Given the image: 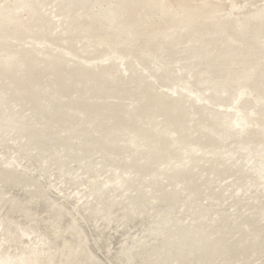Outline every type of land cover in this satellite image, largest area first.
<instances>
[{
    "label": "rangeland",
    "instance_id": "rangeland-1",
    "mask_svg": "<svg viewBox=\"0 0 264 264\" xmlns=\"http://www.w3.org/2000/svg\"><path fill=\"white\" fill-rule=\"evenodd\" d=\"M40 1L43 2V0ZM50 1L44 0L43 2L49 3L46 6L48 10H52V12L56 10L61 14V18L69 16L66 19L76 24V26L74 24L75 27H72L73 31L67 35L66 33L61 34L60 28H58L55 33L59 32V35L55 36L54 41L50 40V36L53 35L40 25L42 20L36 21L35 19L39 14V8L28 6L25 9L26 4L23 0H0V99L2 95L8 96L11 93L9 89L16 85H19V90L16 93L26 97V100L17 105L10 103L0 107V168L12 172L8 177H5L2 171L0 174V264H53V261L55 264L63 258L61 248L51 246L50 237L60 238L62 246L67 247L69 242L64 236L73 233L72 228L62 229L58 226L62 223L60 218L64 217L63 215L57 217L51 215V211L55 210L54 202L49 205L40 204L47 201L45 192L41 188L39 189L41 185L47 184L52 189L47 193L50 198L59 196V200L68 204L70 201L64 200L65 197H69L73 201L77 196L80 198L77 201L78 205L83 206L88 203H96V199L90 192L89 181L100 180L103 182V187H113L110 194L114 196L115 200H119L133 193L131 189H125L130 182L139 181L136 179L138 177H141L143 182H147L155 176L154 171L150 168L135 172L133 168L127 170L125 168L135 162L148 161V147L151 143L145 136L147 129L141 127H146L145 122L155 119L152 112L147 110L151 94L160 93L164 97H173L177 100L175 102L185 106L192 104L200 106L204 117L208 119L215 117L213 113L216 110L232 111V105L241 104L246 99H253L252 95H256L258 92L264 96V45L249 39L255 33L264 35V6H261L264 5V0H236L238 4L245 5L244 9L240 10L230 7L228 0H211V3L215 1L212 3L214 5L204 0H124L129 1L131 5L123 9V16L119 18L120 23L115 25L116 29L113 28L112 22H107L101 17L104 13L102 10L107 8V3L111 0H74L70 4L71 6L68 4L69 7L67 4H59L58 0ZM117 1L119 2V0ZM147 1L153 4L157 3V9L152 7L147 11L145 9ZM250 3L253 5H249ZM94 6L95 8H93ZM97 6L98 9H96ZM92 8L95 9V12ZM255 8L260 9L257 12L259 14L251 12ZM40 12L49 13V11L44 12V8L40 9ZM99 12L100 14H98ZM137 12L146 13L144 23L139 25L133 23V28L124 25L123 21L133 18ZM26 18H30L29 21H26ZM89 18L92 22L89 21ZM96 19L99 20L96 22ZM222 21L224 22L222 23ZM28 22L30 23L28 24ZM253 27L256 31L252 34L250 30H254ZM164 28L169 32L181 29L185 35L203 39L214 35L223 36L221 40H224L228 45H233L236 54L225 60L223 64H216L215 70L209 68L207 72L202 71L201 69L205 66L203 62H200L199 65L194 63L192 71L185 68L184 71H178L179 66L187 65L177 59L179 55H173L172 51L182 46L174 41L176 39L174 35L168 43H161L168 50L167 54L166 52L163 54L164 56L162 54L158 56L159 63L154 62V58L134 61L139 51L125 50V57H122L125 65L119 64L118 60L115 61L122 71L114 74L116 84L108 87L105 84L108 82V75L103 72V69L107 65H111L110 58L112 56L124 53L120 45H125L123 44L125 38L119 37L121 35L127 37L126 44L131 43L130 45L135 49V45L140 43V39L155 41L152 37L156 38L157 33H160L161 30L165 31ZM125 29H128L129 32ZM151 30L154 31L153 34ZM122 32H125L124 35ZM138 33H141V36ZM61 36L65 38L61 39L62 43L69 45L70 49L60 47L61 40L57 39ZM88 36L91 42L94 40L91 44L94 46L99 42L97 46L100 45V48L93 49V46H88L89 43L88 45L83 43L85 50L81 52V48H77L79 45L75 40ZM36 37L44 39L38 40ZM69 37H73V40ZM158 40L162 41L161 37ZM29 48L33 49L31 50L33 55L24 52L27 49L30 51ZM62 48L71 52L63 51L68 54V57L66 55L67 59L71 58L79 62L80 65L73 64L69 60L68 64L67 61L60 62L65 57L61 58V50H57ZM103 49L106 51L103 52ZM73 50H76L77 53ZM194 50V52L200 53V47L198 50L197 48ZM152 53L159 55L155 47L152 49ZM245 56L244 60L242 57ZM57 58L60 59L59 62ZM40 60H44V62ZM31 61L34 62L32 63L34 67L37 64V68L29 66ZM69 63L72 66H79L80 71L72 70ZM125 66L132 70L125 71ZM204 77L212 78L220 84H226L228 80L229 86H231V95L236 94L241 86L252 87L254 91L252 95L246 93L239 95L240 92H238V98L232 99V105H222L217 103L215 98L214 100L206 98L209 97L208 91L202 87L200 81ZM39 80L42 85L37 84ZM47 84H57L59 92L54 94L56 96L54 100L46 102L59 103L45 106L46 102L42 101L40 96L45 90L42 88ZM50 88L54 90L52 85ZM116 113L122 115L117 126L108 127L99 121L101 116L111 117V114ZM162 118L160 117V119ZM201 118L203 119V117ZM124 119H130L133 122L128 124L127 121L123 122ZM141 142H144L145 145H140ZM71 143L75 144V147L80 146V143H86V147L82 151L81 147L74 148ZM180 143H184V141ZM60 144L62 146L59 149L48 150V145L53 148ZM238 145H242V143ZM252 145H249L247 149H250ZM65 147L68 149L65 150ZM179 147L180 144L176 150H179ZM169 149L174 153L175 149L171 146L162 150V155L168 160V163L160 165L161 168L174 167L176 159L171 157ZM259 149L260 155L247 154V158L251 157L247 165L253 168H249L251 170V172L248 171L250 172L249 177L238 180L239 183L243 182L242 191L247 193V196L257 193L264 194V158L262 156L264 151H261L264 146H260ZM184 152L191 154V151H186V149ZM121 153L126 156L122 157ZM175 154L178 157H183V153ZM141 156L146 157L138 159ZM79 162L91 164L87 167L89 170L77 168L70 172L72 168L77 167ZM150 164L151 162L148 163V165ZM120 165L124 170L117 167ZM97 169H102L103 172L98 171L101 175L94 177L91 174ZM172 171L169 170L168 173ZM151 172L152 174L146 178L141 175ZM18 176L34 182L33 185H23L18 188L8 187V183H11L10 179L13 180ZM171 176L167 175L166 177L170 178ZM78 181L85 184H76V187L69 188L70 184L68 183ZM67 188L68 190H64ZM118 192H120L119 195H113ZM228 192L229 190L226 191V193ZM261 201H264V197L261 198ZM237 207L235 205L231 209ZM80 211H83V208ZM247 212L244 211V213ZM179 216L181 217L183 214L180 213ZM256 253L262 255L264 245ZM225 257L227 264H245L238 259L234 251H230ZM44 259L49 261L45 262ZM50 259L53 261L50 262ZM173 262L175 261H170L169 264H173ZM247 264H264V257Z\"/></svg>",
    "mask_w": 264,
    "mask_h": 264
},
{
    "label": "bare ground",
    "instance_id": "bare-ground-1",
    "mask_svg": "<svg viewBox=\"0 0 264 264\" xmlns=\"http://www.w3.org/2000/svg\"><path fill=\"white\" fill-rule=\"evenodd\" d=\"M23 1L26 4L24 6L25 9L28 6L39 8V14L35 19L36 21L42 20L40 24L42 28L53 35L50 36L51 41H54L56 37H58L59 32L61 34L66 33L67 35L73 31L72 27L76 26L73 18L71 19L75 26L70 20L66 19L69 17L67 14H65L67 17L62 16L63 18H61V14L57 13L56 10L53 12L52 10H48L46 6H48L49 3H43L44 0L43 2L40 0ZM58 1H60L59 4L70 5L74 0ZM204 1L211 3V0ZM228 1L230 7L238 10L244 9L243 7L245 5L238 4L236 0ZM40 4L42 7H40ZM129 5H131L129 1L119 0L118 2L117 0H111L107 3V8L102 10L104 13L102 12L103 15H101V17L107 22H112L113 28L116 29L115 25L120 23L119 18L123 16V9ZM146 5L148 9L144 8L147 11L152 7L157 9V3L153 4L147 1ZM249 5L252 6L253 3ZM59 7L61 8V6ZM43 8L44 12L49 11V13L45 14L40 12V9ZM93 8H95V6ZM96 9H98V6ZM20 10L22 11V8ZM93 10L95 12V9ZM142 10L144 9L142 8ZM259 10V8H255L251 10V12L254 14L259 12ZM98 14H100V12ZM145 17L146 13L141 14L137 12L133 18L131 17L123 21V23L133 28V23H138V25L143 24ZM30 18H26V21H29ZM97 20L99 19H96V22ZM89 21L92 22L91 19ZM223 22L224 21H222V23ZM29 23L30 22H28V24ZM241 23L243 22L241 21ZM101 24L103 25V23ZM31 25H33V23H31ZM78 25H80V23H78ZM87 25L86 23V26ZM58 28H60V31L55 33ZM108 29L110 30V28ZM253 29L254 30H250L252 34L256 31L254 27ZM126 31H128V29ZM112 32L114 33V31ZM153 32L154 31L151 33L153 34ZM135 33L134 35H136ZM144 33L143 35H145ZM138 34L141 36V33ZM156 35H158L156 38L152 37L155 41H150V39L148 41L145 38V40L140 39V43L135 45V49L130 45L131 43L126 44L127 37L122 35L119 37L125 38V42H123L125 45H120L124 53L119 56H112L110 58L112 60L110 61L111 65H107L103 69V72L108 75V82L105 83L108 87H112L116 84L114 74L122 71L118 67V63L125 65V62L122 60V57H125V50L129 52L132 50L139 51L134 61L139 62L142 59L148 60L149 58H154L155 61H153L159 63L158 56L161 54L163 55L165 52L167 54L168 50H166L165 45L161 43H168L174 35L176 38L174 41L182 44V46L172 51L173 55H179L177 59L183 61L187 65H183L182 67L179 66L178 71H184V68L192 71L194 70V63L198 64L200 62H203L205 66V68L201 69L202 71L207 72L209 68L215 70L217 65L223 64L225 60H228L231 56L236 54L234 46L226 44L224 40H221L223 36L219 35L203 39L194 37L193 35H185L181 29H175L170 32L168 30H161V32ZM40 36L44 37L45 35ZM63 36L57 40L65 39ZM73 37L69 38L73 40ZM108 37L110 38V36ZM160 37L162 41L158 40ZM39 38L40 37H36L38 40L44 39ZM80 38L82 37L80 36ZM89 38V36L83 39L75 38L77 45H79L77 48H81V52H84L85 44L88 45L89 43V47L93 46L91 43L94 42V40L91 42ZM134 38L136 39V37ZM84 39L87 41H83ZM249 39H253V42L257 44L263 43L264 45V35H261V33L258 35L255 33ZM98 43L99 42L94 44L93 49L96 47L100 48V45L97 46ZM59 45L60 47L62 46L66 47V49H70L69 45H64L62 43V40ZM70 45L72 46V43H70ZM154 47L157 49L159 55H154L152 53ZM198 47H200L199 51L201 54L197 53V51L194 52V49L197 48L198 50ZM110 48H112V46H110ZM62 49H58L57 51L61 50L60 52L62 54L60 53V56L61 58H65H62L64 60L61 61L57 58L58 62L67 61L68 64L70 61L73 64L80 65L79 62L71 58L67 59L66 55L68 57V54H66V52L63 53L66 49ZM104 49L103 52L106 51ZM29 50L30 51L27 49L24 52H29V54H31V50L33 49L29 48ZM76 50L73 51L77 53ZM66 51L71 53L69 50ZM98 51L100 52L101 49ZM242 58L245 60L246 56ZM116 60H118V63H115ZM40 61L44 62V60ZM32 63L34 62L31 61L29 66L34 67ZM36 65L37 64H35V67ZM70 67L73 68L72 70L74 71H80L79 66H72L70 64ZM125 67V71L132 70V68L129 69L127 66ZM200 81L203 85L202 87L208 91L209 97L206 98L212 100L215 98L216 102L222 105H232V99L238 98V92H240L239 95L244 93L252 95L254 91L252 87L247 88L246 86H241L236 94L231 95V86H229L228 80L226 84L215 82L209 77H204L200 79ZM37 84H41L40 80ZM51 85L54 87V90L50 88ZM51 85L47 84L42 88L45 89L43 90L44 93L40 96L42 101L46 102L56 98L54 94L59 92V87L57 84ZM151 86H153L152 83ZM9 90H11V93H9L8 96L4 97V95H2L0 107L6 104L9 105L10 103H15V105H17L26 100L25 95L22 96V94L16 93V91L19 90V85ZM260 94L261 93L258 92L256 95H252L253 99H246V101L241 104L232 105V111L216 110V112L213 113L215 117L212 119L204 117L205 115H203L200 106H195L194 104L185 106L184 104L175 102L177 100L173 97H164L160 93L155 95L151 94L147 110L152 112V116H154L155 119H151L150 122H145L146 127H141L147 129L145 136L149 138L151 143L148 147V161L135 162L131 164L130 167L125 168L126 170L133 168L134 172L141 171L144 168H150L154 171L155 176L147 182H143L141 177L136 178L139 180L137 182H130L125 189H131L133 193L128 194L123 199L115 200L114 196L110 194V191H113L114 188L103 187V182H100V180L89 181L90 192L96 199V203H88L83 206L78 205L77 201L80 198L77 196H75V200L73 199V201L69 197H65L64 200L68 199L70 201L68 204L59 200V196L50 198L47 193L52 189H50L47 184L41 185L39 189L41 188V190L45 192L47 201L40 204L49 205L54 202L55 210L51 211V215L54 217L63 215L64 218H60L62 223L58 226L62 229L72 228L71 230L73 232L64 236L69 242L67 247L62 246V240L60 238L50 237L52 242L51 246L60 247L61 251H63V258H61L58 263L55 262V264H169L170 261H175L173 264L177 262L179 264H227L225 262V259H227L225 256H227L230 251H234L238 259L242 260L245 264L253 262L255 259L262 258V256L264 257V253L262 255L256 253L258 249L262 248V245H264V201H261L264 194L257 193L247 196V193L245 194L242 191L243 182H238L239 179L249 177L251 172L249 168L253 169L247 165L251 158H247V154L260 155V153H258L260 150L259 148L260 146H264V96ZM196 101L198 100L196 99ZM55 103L53 101L46 102L45 106H51ZM124 112L127 113L128 111ZM110 116L111 117L101 116L99 121L103 123L102 125H107L108 127L117 126L121 121L122 115L116 113ZM160 117L163 118L160 119ZM201 117H203V119ZM124 121H127L128 124L133 122V120L131 121L130 119H124L123 122ZM240 134L243 137H239L241 136ZM140 136L143 138L141 134ZM181 141H184V143H180ZM233 141L234 143H232ZM239 143H242V145H238ZM178 144H180V147L179 150H176ZM251 144H253L252 147L247 149ZM79 145L80 146L75 147V144L71 143L72 147H81L82 151L84 147H86V143H80ZM140 145H145V143L141 142ZM60 146H62V144L54 146L53 148L48 145V150L54 151L59 149ZM170 146L175 149L174 153L171 149L168 150L171 153V157L176 159L173 165L174 167L165 166L161 168L160 165L168 163V160L162 155V150H165V148L168 149ZM67 149L68 148L65 147V150ZM185 149L186 151H191V154L184 152ZM245 149H247L246 152H244ZM255 151H257V153H255ZM261 151H264V149H261ZM177 152L183 153V157H178L175 154ZM121 154L122 157L126 156L124 153ZM262 156L264 158V152ZM143 157L146 156L138 157V159ZM149 162H151L150 165H148ZM90 165L91 164L87 162H79L77 167L72 168L70 172L77 168L89 170L87 167ZM117 167L123 169L121 165ZM169 170L173 171L168 173ZM1 171L5 177L12 174L11 171L2 167L0 168V174ZM98 171L103 172L102 169H97L93 171L91 175L94 177L101 175ZM150 174H152V172L141 175L143 178H146V176ZM167 175H172L173 177L171 176L168 178L166 177ZM10 182L11 183H8L7 186L12 188L22 187L23 185H33L34 183L19 176L13 180L10 179ZM68 184H70L69 188H73L77 186L76 184L81 185L85 183H80V181H78ZM64 190H68V188ZM227 190H229L228 193H226ZM119 194L120 192L113 195L117 196ZM235 205L238 207L231 209V207ZM80 207L83 208V211H80L82 209ZM244 207L246 208L243 209ZM244 211L248 212L244 213ZM180 213H182L183 216L180 217ZM47 235L49 236V233H47ZM69 252L71 253L69 254ZM44 260L45 262L49 261L46 259ZM52 261L53 259H50V262ZM52 263L54 264V261Z\"/></svg>",
    "mask_w": 264,
    "mask_h": 264
}]
</instances>
